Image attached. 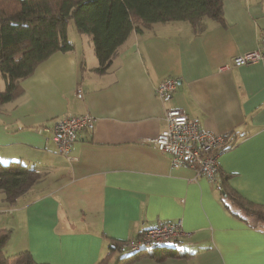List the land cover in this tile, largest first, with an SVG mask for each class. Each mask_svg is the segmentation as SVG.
<instances>
[{"label":"crops","instance_id":"crops-1","mask_svg":"<svg viewBox=\"0 0 264 264\" xmlns=\"http://www.w3.org/2000/svg\"><path fill=\"white\" fill-rule=\"evenodd\" d=\"M222 17L206 19L201 31L185 21L133 31L104 72L95 70L91 36L72 23V48L39 62L21 80L22 93L0 104V161L18 160L39 174L14 202L0 194V229L11 232L2 252L10 262L27 250L37 263L97 264L114 243L181 220L183 233L171 244L179 256L131 264H264V229L219 189L220 172L233 173V189L264 203V58L232 64L258 45L264 0H223ZM167 77L177 83L162 102L155 87ZM167 108L233 144L218 155L214 181L172 165L150 142L164 128ZM85 113L94 126L78 132L73 159L39 132Z\"/></svg>","mask_w":264,"mask_h":264},{"label":"trees","instance_id":"trees-1","mask_svg":"<svg viewBox=\"0 0 264 264\" xmlns=\"http://www.w3.org/2000/svg\"><path fill=\"white\" fill-rule=\"evenodd\" d=\"M223 0H0V104L22 93L21 80L31 75L39 62L55 51L72 48L67 27L91 36L97 57V72L108 69L120 46L131 32H141L157 22L185 21L201 31L206 19L222 22ZM218 171V168H217ZM233 173L220 172L222 198L238 208L244 217L254 219L264 229V203L252 201L230 185ZM39 174L18 160L0 161V192L14 202L38 180ZM226 207L229 205L225 203ZM237 215V214H236ZM241 217L240 215H238ZM243 217V218H244ZM245 219V218H244ZM11 232L0 229V264L37 263L29 251L10 257L2 249ZM121 242L97 264H107L108 257L120 250ZM145 256L163 260L179 256L172 246H153L119 255L114 264H131Z\"/></svg>","mask_w":264,"mask_h":264},{"label":"built area","instance_id":"built-area-1","mask_svg":"<svg viewBox=\"0 0 264 264\" xmlns=\"http://www.w3.org/2000/svg\"><path fill=\"white\" fill-rule=\"evenodd\" d=\"M263 58L264 32L259 38L258 45L234 56L232 64L236 66L252 64ZM176 83V79L172 77L161 80L155 87L157 98L162 102L169 101ZM77 96H82L80 89L77 90ZM94 121L95 118L89 113L64 116L54 120L51 126L41 128L39 132L50 131L56 150L70 160L73 158L68 152L78 132L85 128H93ZM164 121V128L150 142L157 149L168 154L172 165L190 168L197 177L214 181L218 168L217 156L233 144H228V139L223 135L201 128L196 120L190 118L181 109L167 108ZM182 233L181 220L164 222L143 230L137 238L125 240L120 246L130 251L142 247L171 246Z\"/></svg>","mask_w":264,"mask_h":264},{"label":"rangeland","instance_id":"rangeland-1","mask_svg":"<svg viewBox=\"0 0 264 264\" xmlns=\"http://www.w3.org/2000/svg\"><path fill=\"white\" fill-rule=\"evenodd\" d=\"M73 22L72 21H69V24H68V30L70 31L71 30V28H74L73 27V24H72ZM4 87V79L1 77V74H0V89H2ZM47 134H49V137H51V133L49 132V131H47ZM1 195L3 194L2 192L0 193ZM227 203L229 204V205H231V203L229 202V201H227ZM10 238V237H9ZM122 243V242H121ZM130 250H128V249H120V250H115L114 252H115V254L117 255V257L121 254V253H125V252H129ZM20 252V251H19ZM122 255V254H121ZM110 257L111 256H109L108 257V260H107V263H108V261H109V259H110ZM116 257V258H117ZM113 263H114V261H113Z\"/></svg>","mask_w":264,"mask_h":264},{"label":"bare ground","instance_id":"bare-ground-1","mask_svg":"<svg viewBox=\"0 0 264 264\" xmlns=\"http://www.w3.org/2000/svg\"><path fill=\"white\" fill-rule=\"evenodd\" d=\"M223 151H225V150H223ZM222 151V152H223ZM220 154V153H219ZM218 157V156H217ZM183 167V166H182ZM140 249H149V248H144V247H142V248H139L138 250H140Z\"/></svg>","mask_w":264,"mask_h":264}]
</instances>
